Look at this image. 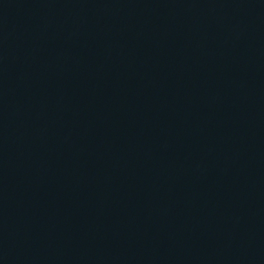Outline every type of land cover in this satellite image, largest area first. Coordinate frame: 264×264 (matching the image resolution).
Masks as SVG:
<instances>
[{
    "label": "water",
    "instance_id": "95a60500",
    "mask_svg": "<svg viewBox=\"0 0 264 264\" xmlns=\"http://www.w3.org/2000/svg\"><path fill=\"white\" fill-rule=\"evenodd\" d=\"M0 264H264V0H0Z\"/></svg>",
    "mask_w": 264,
    "mask_h": 264
}]
</instances>
